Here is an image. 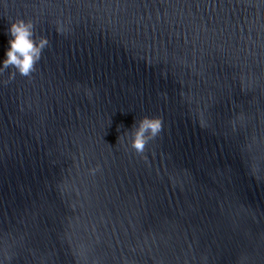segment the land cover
Instances as JSON below:
<instances>
[{
	"label": "water",
	"instance_id": "95a60500",
	"mask_svg": "<svg viewBox=\"0 0 264 264\" xmlns=\"http://www.w3.org/2000/svg\"><path fill=\"white\" fill-rule=\"evenodd\" d=\"M17 17L48 45L0 73V264H264V0H0V54Z\"/></svg>",
	"mask_w": 264,
	"mask_h": 264
},
{
	"label": "clouds",
	"instance_id": "9594fccd",
	"mask_svg": "<svg viewBox=\"0 0 264 264\" xmlns=\"http://www.w3.org/2000/svg\"><path fill=\"white\" fill-rule=\"evenodd\" d=\"M4 32L6 46L0 54V73L11 66L14 71L9 72V80L14 79L17 73L29 76L35 70L42 51L48 45L47 38L44 36L35 38L31 20L20 17L9 21ZM160 130L161 121L158 117L143 116L135 121L134 127L128 128L124 138L132 149L142 152L147 141L154 138Z\"/></svg>",
	"mask_w": 264,
	"mask_h": 264
}]
</instances>
